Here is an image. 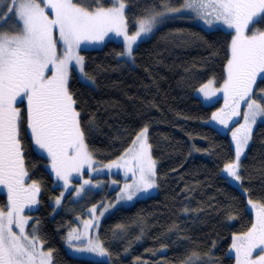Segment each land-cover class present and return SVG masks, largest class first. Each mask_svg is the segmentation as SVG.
Returning <instances> with one entry per match:
<instances>
[{"label": "trees", "instance_id": "1", "mask_svg": "<svg viewBox=\"0 0 264 264\" xmlns=\"http://www.w3.org/2000/svg\"><path fill=\"white\" fill-rule=\"evenodd\" d=\"M82 2L96 7L95 0ZM182 3L171 0L173 6ZM8 6L6 2L4 8ZM103 6H111V0H103ZM149 6L159 10L160 0H127L129 32L136 30L135 19ZM163 22L134 50L133 62L120 56L124 45L116 41L83 50L85 71L95 83H85L73 72L69 85L85 142L97 162L120 158L146 125L149 129L158 193L118 208L103 221L99 234L110 252L109 262L79 259L67 252L65 238L80 205L66 201L55 213L53 203L61 188L47 169V160L34 148L25 112L21 116L28 173L24 186L39 185L38 203L32 205L37 206L34 221L53 264H181L192 252L200 257L194 264H236L230 253L233 237L248 232L254 223L248 201L264 206V122L253 132L240 171L242 189L237 188L223 174L225 165L235 160L231 139L210 124L219 105H205L196 93L211 80L217 85L224 82L232 32L207 30L188 12ZM258 26L264 29V24ZM11 27L9 22L6 28ZM262 88L264 83L258 81L256 97L264 96L258 91ZM100 196L92 197L89 204ZM6 206V196L0 194V208ZM118 225H124L125 231L114 239ZM173 225L177 229L170 232ZM163 246L166 250H161Z\"/></svg>", "mask_w": 264, "mask_h": 264}, {"label": "snow or ice", "instance_id": "2", "mask_svg": "<svg viewBox=\"0 0 264 264\" xmlns=\"http://www.w3.org/2000/svg\"><path fill=\"white\" fill-rule=\"evenodd\" d=\"M6 2L10 6L4 8ZM95 3L96 7L92 8L82 0H0V8L4 9L0 11V192L7 189L9 201L5 208H0V264H34L37 258L40 264H51V250H43L44 242L37 235L36 228L33 227L30 233L25 230L31 216L24 215V209L38 203L36 194L40 188L36 182L27 188L24 186L23 178L28 173L19 138V105L26 103L27 128L36 150L42 156L47 155L51 171L67 189L73 173L79 176L85 167L92 169L98 163L85 142L80 112L76 110V100L68 89L70 66L79 73L82 81L94 84V78L85 71L84 57L78 54V50L82 44H99L108 33L123 37L125 47L120 56L134 61L133 46L137 41L146 38L166 18L177 13H194L209 26L218 24L234 30L226 78L219 91L223 92L225 107H229L231 101L235 112L243 101L247 111L244 113L245 134L236 143L235 160L226 164L223 171L227 174L225 179L242 180L239 175L241 154L253 126L264 119V96H253L258 81L264 83V31L257 27L264 24V0H183L179 7L173 6L171 0H160L159 10L156 6L146 7L144 14L135 19L137 28L132 34L128 32L125 15L127 0H111L108 7L103 6V0H95ZM207 16L213 18L206 19ZM9 22L12 27L6 28ZM249 29L251 33L246 35ZM54 31L58 33V39H54ZM58 45L61 46L59 55ZM212 83L214 81H209L200 89L206 100L215 94L205 90ZM258 91L264 93V88ZM212 119L227 127L218 113H213ZM147 133L146 125L133 140V147L138 144L133 157L136 164L128 171L134 179L124 184L117 202L131 201L138 193H147L157 187L156 161L150 155ZM233 137L235 139V133ZM132 151L133 148H129L120 160H125ZM106 167L119 169L121 165L114 161ZM84 185L99 186L86 179L76 190L77 196L84 192ZM63 195L62 192L61 198ZM61 198L56 199L57 206ZM249 204H252L250 200ZM113 206L103 205L98 215L97 207L101 206L89 209L94 218L84 221L85 230L98 227L97 221ZM184 212L186 214L188 209L185 208ZM117 229L114 239L120 238L125 226L118 225ZM176 229L177 226L173 225L169 231ZM75 231L68 233L70 249L110 258V252L99 239H89L86 246H74L72 240L80 239L73 235ZM38 244L40 251H37ZM232 249L236 264H264V206L249 231L242 237H234ZM257 249L259 251L253 258ZM199 259V254L192 252L181 264H194Z\"/></svg>", "mask_w": 264, "mask_h": 264}, {"label": "rangeland", "instance_id": "3", "mask_svg": "<svg viewBox=\"0 0 264 264\" xmlns=\"http://www.w3.org/2000/svg\"><path fill=\"white\" fill-rule=\"evenodd\" d=\"M47 11L49 13H51L50 9H47ZM126 11H127V7L125 9V15H126ZM188 14L191 15V17L193 18V20H194V22L196 24L200 25L201 27H203V28H205L207 30H213V29L221 28V29L227 30L229 32H232L233 36L235 34L234 30L227 29V28L223 27L222 25H218V24H214L212 26H209L208 24L204 23L203 19L198 18L194 13L188 12ZM175 16H176V14L174 16H170V17H168L166 19L170 21V20L174 19ZM205 18L206 19H212L213 17L207 16ZM162 23H164V22H162ZM257 27L259 28L258 25H257ZM156 29H157V27L154 29L153 33L149 34L143 40H138L137 41V44L133 46V53H134V50L137 48V46L141 42L151 38V36L156 31ZM260 30L264 31V29H260ZM128 32H129V30H128ZM134 32H129V34H132ZM250 33H251V29L246 30V32H245L246 35H248ZM53 36H54V39H58V33L57 32L54 31ZM110 41H116V42H119V43L124 45L123 37H117L114 33H108L104 37L103 41L100 42L99 44H87V45L82 44L80 49L78 50V54L84 57V55L82 53L83 50L101 49L107 42H110ZM57 53H58V55L61 54V46L60 45L57 46ZM124 58L127 61H129L126 57H124ZM129 62H133V61H129ZM84 68H85V57H84ZM73 72L76 73L77 77L81 80L79 73L77 71L72 70V68L70 66V75H69V79H68V89H69V85H70V81H71ZM211 81H214V80H211ZM223 83L221 85H217L216 82L214 81V83H212L211 85H209V87L207 89H205L206 91H209L210 93L213 92V91L215 92V94L212 95L211 98L208 99V100L205 99L204 94L200 91V89L203 88L206 84L204 86H202L201 88H199L196 93H197V96L202 100V102L205 105H207V106H211V105H214V104L218 103L219 106H218L217 110L215 111V113H218L219 116L226 121L227 127H225L224 124H221L217 120H213V119H211L210 124L212 126H214L222 134L228 135L230 137L232 145H233V148L235 150V154H236V143L245 134L244 113L247 111V109H246L245 102H243V101L240 103L239 107L235 109V112L233 111V107L231 106V101H229V105L230 106L229 107H225V101H224L223 92L219 91V89L222 88ZM207 84H209V82ZM255 91H256V86H254V89H253V96L254 97H256V95H254V94H256ZM258 102H260V101L258 100ZM19 107L21 108V116L25 112V115H26V118H27L26 103L22 104V105H19ZM262 107H263V105H262ZM221 109H223V112L221 111ZM261 122H264V119L258 120L257 124L253 126V128H252V130H251V132L249 134L248 143L244 147V150H243V152L241 154L240 161H239V164H240L239 175H240V171H241L242 161L245 158V156L247 154V151H248V149H249V147L251 145V142H252L253 132H254L256 126L259 123H261ZM28 131L30 133L29 129H28ZM233 133L236 134L235 139L233 137ZM20 135H21V133H20ZM19 138L21 140V136ZM147 142H148V144H150L149 143V129H148V133H147ZM33 145H34V143H33ZM34 148H35V145H34ZM131 148H133V151L128 154V156L126 157L125 160L121 161L120 158L114 160V161L120 163L121 167L119 169L116 168V167H112L111 169L106 167L107 165L112 164L114 161L109 162V163H105V164H102V163L98 162V163L93 165L92 169H89V168L85 167L84 170L81 172V174L79 176H77V174L73 173L72 176L70 177V183H69V186H68L67 189H65V187L63 185V181H58L56 179V177H55V174L51 171V167H50L51 161L47 157V155L44 154L42 156L41 153L38 152L36 150V148H35V150L42 157H44L47 160V164H46L47 169L54 176L57 185L61 188V193L62 192L64 193L62 198H61V193H60V196L58 197V198H61L59 206H57L56 203H55L56 199H55V201L53 203L54 207H55V213L57 214L63 209V206H64L66 201L69 202V203H72L73 205L75 204V206L80 205L79 206V214L78 215L76 214V216L74 217L75 224L68 231V233H69L73 229H75L76 231L73 233V235L77 236V237H80V239H73L72 240V244L74 246H86L89 239H93V240L99 239V241H101L99 233H100V228L102 226V223L115 210H117L118 208H122V207H125V208L130 207L133 204H135L137 201L145 200V199H147V198H149L151 196H155L158 193L157 172H156L157 165H156L155 166L156 184H157L156 188L150 189L147 193H138L133 198V200H131V201L120 200L119 202H117V198L120 195V191L123 189L124 184L126 182L127 183H131L132 179H134V177H132V173L130 171H128V169L129 168H132V169L135 168L136 161L133 159V157L135 155L136 150L138 149V144L135 147H133V145H132ZM149 151H150V155L152 157L151 148H150ZM97 169H99V171H97ZM223 174H224L225 177L227 176V174L224 171H223ZM26 177L23 178V181L26 179ZM86 179L90 180L92 185H97L98 184L99 186L98 187H92L90 185H84V189H85L84 192H82L80 194V196H77L76 195V190H78L80 188V186L83 184L84 180H86ZM227 179L229 180V182L233 186L242 189V182H241L242 180L239 181V182H234V181H232L231 177H227ZM113 180L117 181V183L113 184L112 183ZM28 185L29 184L25 183V187L26 188L28 187ZM0 194H3V195L6 196L7 205H8L9 201H8V196H7V189H4V191L0 192ZM97 195H101L100 196L101 198L99 200L89 204L90 201H88V200H90L92 197L97 196ZM82 203H84V204H82ZM87 203L89 204L88 206L83 207L82 209H80L81 206H84ZM98 205L101 206V207H97L96 215H98L99 212L102 210V206L103 205H114V206L113 207H109L108 211L105 212V215L103 217H101L97 221L98 227L93 228V229L85 230L84 221L94 218V215L89 212V209L93 208L94 206H98ZM253 205H254V207H253ZM248 208H249V211L252 213V215L254 217V223H255V221L257 219V215L260 213L261 205L255 203V202H252V204L250 205L249 201H248ZM36 209H37V206L35 208H33L31 206L30 209L27 208V207L24 209V213L23 214L31 216V218L28 221V225L26 226V229H25L26 232L30 233L32 231L33 227H35L36 230H37L36 223L34 221V214H33V212H35ZM14 231H18V230H16L14 228ZM68 233H67L66 238H65V247H66L67 252L71 256H73L75 258H79V259H86V260L99 261V262L100 261H103V262L104 261H108V262L110 261V258H101V257L96 256L93 253H89V252H86V251H84V252H75L74 249H70L68 247V244H67ZM37 235H38V232H37ZM240 236L242 237L243 235H240ZM234 237H237V236H234ZM234 237H233V242H234ZM233 242H232V244H233ZM40 250L41 249H40V246L38 244L37 245V251H40ZM43 250L46 251L44 249V246H43ZM230 253H231L232 256L235 257V251L232 249V246L230 248ZM34 264H40V259L37 258L34 261ZM51 264H53L52 255H51Z\"/></svg>", "mask_w": 264, "mask_h": 264}, {"label": "flooded vegetation", "instance_id": "4", "mask_svg": "<svg viewBox=\"0 0 264 264\" xmlns=\"http://www.w3.org/2000/svg\"><path fill=\"white\" fill-rule=\"evenodd\" d=\"M258 249L255 251V252H253V258H255L256 257V255H257V253H258Z\"/></svg>", "mask_w": 264, "mask_h": 264}]
</instances>
